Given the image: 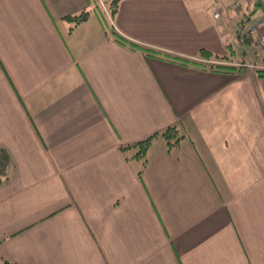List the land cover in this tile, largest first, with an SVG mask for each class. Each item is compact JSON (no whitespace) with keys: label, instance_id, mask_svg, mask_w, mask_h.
I'll list each match as a JSON object with an SVG mask.
<instances>
[{"label":"crops","instance_id":"0c3cea01","mask_svg":"<svg viewBox=\"0 0 264 264\" xmlns=\"http://www.w3.org/2000/svg\"><path fill=\"white\" fill-rule=\"evenodd\" d=\"M0 0V258L19 264H264L263 0ZM215 7L220 16H213ZM105 8V9H104ZM90 9L72 30L63 17ZM108 12V11H107ZM250 23L244 30L246 23ZM200 49L242 63L208 71ZM177 125L167 149L152 138Z\"/></svg>","mask_w":264,"mask_h":264},{"label":"trees","instance_id":"16d2710c","mask_svg":"<svg viewBox=\"0 0 264 264\" xmlns=\"http://www.w3.org/2000/svg\"><path fill=\"white\" fill-rule=\"evenodd\" d=\"M120 1L121 0H108L106 2L107 3L106 8L110 13V15L115 14ZM260 5L264 9V0L261 2ZM90 13H91L90 9H84L75 14L65 15L63 19L68 23H70V27L68 28V30L70 31L78 24L84 22L89 17ZM107 35H112L118 43L126 47H129L133 50H140L144 52L146 55H156L159 57L167 58L169 60H173L175 62L184 65L192 64L195 66H199L204 70L220 71V72H228V73H233L239 68V66L229 65L228 63H226L229 60L231 61V54L217 55L212 53L210 50L202 48L199 50L197 57L186 58L178 55H173L167 52H162L154 48L139 44L122 36L121 34L117 33L112 29H110L109 32H106V36ZM254 71L259 78H264V68H256ZM155 136H160L165 141L167 149H172L177 147L181 143V141L185 139L184 133L177 125H170L164 128L163 130H161L160 132H157L149 136L148 138L135 142L131 145L121 146L120 149L122 151L135 148V153L133 154V158L142 160L141 168L137 172L138 176H141L143 168L147 163L146 153L152 138ZM9 161H10V157L8 151L4 147H0V183H2L7 178V169L9 166ZM0 264H19V263L2 260L0 258Z\"/></svg>","mask_w":264,"mask_h":264},{"label":"built area","instance_id":"2783aa9c","mask_svg":"<svg viewBox=\"0 0 264 264\" xmlns=\"http://www.w3.org/2000/svg\"><path fill=\"white\" fill-rule=\"evenodd\" d=\"M252 0H233L231 7L235 9H239L242 4L249 3ZM213 16L218 18L220 16V12L216 10V8L212 7ZM106 15L109 21L112 23L111 18L106 11ZM248 33L250 36L254 37L253 51L251 54L250 62L246 64L247 67L253 68L255 67V61L258 58H262L264 56V15L255 19L251 26L249 27Z\"/></svg>","mask_w":264,"mask_h":264},{"label":"rangeland","instance_id":"374dc122","mask_svg":"<svg viewBox=\"0 0 264 264\" xmlns=\"http://www.w3.org/2000/svg\"><path fill=\"white\" fill-rule=\"evenodd\" d=\"M106 9H107V8H106ZM109 23H110V22H109ZM249 25H250V23H248L247 20H246V23H245L243 29L245 30V29L247 28V26H249ZM226 63H228L229 65H234V66L241 65V64L235 62L234 58H232V57H231V61L229 60V61L226 62ZM251 69H252V68H251ZM253 69H254V68H253Z\"/></svg>","mask_w":264,"mask_h":264}]
</instances>
